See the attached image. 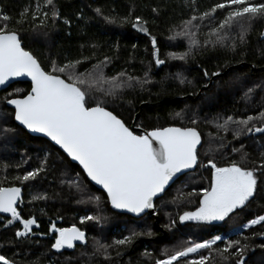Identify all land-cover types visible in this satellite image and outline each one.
I'll use <instances>...</instances> for the list:
<instances>
[{
	"label": "trees",
	"instance_id": "obj_1",
	"mask_svg": "<svg viewBox=\"0 0 264 264\" xmlns=\"http://www.w3.org/2000/svg\"><path fill=\"white\" fill-rule=\"evenodd\" d=\"M215 2L196 0V5L199 11H204ZM36 3L43 4V0H0V13L10 16L8 23L18 31L22 46L32 52L42 67L50 70L53 61L63 65L81 60L77 71L85 72L108 57L105 76L125 72L126 76L149 80L142 87H125L115 98L94 93L108 101L109 110L129 127L138 114L134 125L137 133L156 127H194L200 133L201 145L195 170L176 180L155 201L158 223L148 214L134 219L112 211L105 194L93 187L79 167L56 147L45 139L30 136L14 123V112L6 106V99L23 97L29 92L30 84L9 86L0 92V183L22 188L18 211L25 219L34 218L39 226L33 225L32 234L27 237L17 238L15 232L22 226L18 222L5 226L6 220L0 221V254L14 259L16 264H155L156 259L163 258L161 254L165 250L171 253L186 241H202L221 234L239 240L240 244L221 255L215 249L225 245L218 241L206 264H236L240 257L231 253L243 245H247L242 252L243 264H264V225L241 227L247 220L264 214L261 172L256 173L257 194L230 219L183 223L179 219L184 212L199 206V196L189 193H199L208 186L210 170L201 167V163L206 164L208 159L221 165L233 159L241 162L242 152H247L242 163L253 167L251 161L258 163L264 152V133H242L239 139H234L233 129L237 125L230 124L228 131L216 126L229 115L240 119L264 110V37L261 36L264 20L253 22L243 42L237 35L239 29H234L223 44L194 48L185 60H175L169 57L170 52L188 49L186 38L169 39L179 31L181 21L192 14L186 0H54L59 18L53 21L49 10V19L42 26L38 22L34 26L31 19ZM97 8L102 15L97 14ZM25 9L29 11L23 18ZM136 17L141 18L147 32L133 27ZM207 32L208 28L202 27L197 38L203 42ZM153 36L159 58L165 61L159 66L152 56ZM233 40L235 49L231 47ZM61 75L66 78L65 74ZM178 76L184 78L183 84ZM250 88L252 92L248 93ZM193 119L195 124L191 123ZM3 129L12 131L5 133ZM241 144L244 145L241 152L232 151L233 146L239 148ZM42 163L44 170L35 179L24 182L14 179ZM77 174L82 191L68 183L76 180ZM89 195L101 197L99 207L88 200ZM34 196L46 198L33 199ZM85 215H100L101 220L81 223L80 218ZM52 224L58 228L75 225L86 232L85 243L56 251L52 248L57 235L50 231ZM133 231L138 235L130 243H113ZM97 242L110 245L109 259L104 258L103 250L97 252Z\"/></svg>",
	"mask_w": 264,
	"mask_h": 264
},
{
	"label": "snow or ice",
	"instance_id": "obj_2",
	"mask_svg": "<svg viewBox=\"0 0 264 264\" xmlns=\"http://www.w3.org/2000/svg\"><path fill=\"white\" fill-rule=\"evenodd\" d=\"M186 2L190 5L192 14L181 21L178 26L179 31L169 39L186 38L188 49L184 52H170L169 57L175 60H185L194 48L223 44L234 29H239L237 35L243 42L253 22L264 20V0H216L204 11H199L196 0H186ZM49 10L53 21L59 18L54 0H43V4H35L31 13L34 26L37 22L42 26L49 19ZM28 11L25 9L21 14L23 18L27 17ZM95 11L98 15H102L101 9L97 8ZM41 15L43 19L39 18ZM10 19L9 15L0 13V21H2L0 23V85H5L14 77H28L31 80V90L27 95L6 99L8 105L14 106L15 121L31 132L42 133L54 142V145H58L72 161L78 162L87 178L102 187L114 209L139 215L146 209L154 208V197L163 193L170 181L174 183V177L179 178L178 173L197 165V146L201 143L198 130L194 127L170 126L137 133L127 126L122 118L109 110L107 100L94 93L99 92L105 97L115 98L125 87L132 88L136 85L142 87L149 83L147 78L141 80L138 77L126 76L125 72L111 77L105 76L104 68L109 63L108 57L92 65L91 70L85 72L77 71V65L83 62L81 60L69 61L63 65L53 61L50 70H46L32 52L22 46L18 31L8 23ZM105 19L108 20L109 17L105 16ZM133 27L147 32L142 26L140 17L135 18ZM202 27L208 28L203 42L197 38ZM261 36L264 37V33H261ZM151 43L155 64L157 66L164 64L165 61L159 58L154 36L151 37ZM231 47L233 49L236 47L234 40ZM61 74H65L66 78ZM204 74L207 76V71ZM147 75L146 72L145 77ZM122 77L126 78L121 79ZM178 78L180 83L185 82L182 76ZM251 92L250 88L248 93ZM191 123L195 124L196 120L193 119ZM230 124L237 125L233 129L234 139H239L242 133H264V110L256 116L248 115L240 119L229 115L223 119V123H218L216 126L218 129L228 131ZM2 131L6 133L12 129ZM243 149V144L239 148L232 147L233 152H241ZM247 156V152H242L241 162L233 159L223 165L213 159H208L206 164L201 163V167L210 170L208 186L199 193H189L199 196V206L194 211H186L180 215V221L182 223L223 222L235 215L238 209L245 208L258 191L256 173L259 171L264 174V152H261L258 163L251 161L253 167L244 166L242 163L246 161ZM43 170L42 163L40 167L14 179L21 182L32 180ZM68 183L75 185L78 191L83 190L79 174L76 180ZM21 191L20 187L4 186L0 183V213L10 215L5 226L14 222L22 226L15 232L17 238L27 237L32 234L33 225L39 226L34 218L25 219L17 210V204L21 202ZM180 195L183 196L182 193ZM40 198L46 197H33V199ZM88 200L95 202L99 207L101 197L89 195ZM100 220V215H85L80 218L81 223L85 221L99 223ZM255 225H264V214L247 220L241 227L246 229ZM50 231L57 234L52 244V248L56 251H60L65 246L73 248L75 241H86V233L75 225L58 228L52 224ZM136 235L138 233L133 231L129 236L116 239L113 243L125 245ZM218 241L225 245L222 249L219 247L215 249L221 255L240 244L239 240H232L221 234L202 241L189 240L171 253L165 250L161 254L163 258L156 259L155 264H206L212 258L211 251ZM97 244V252L103 250L104 258L109 259L107 249L110 245L99 242ZM245 247L247 245L231 253L240 257L236 260V264H243L242 252ZM223 258L228 257L223 256ZM0 264H16V261L0 254Z\"/></svg>",
	"mask_w": 264,
	"mask_h": 264
},
{
	"label": "water",
	"instance_id": "obj_3",
	"mask_svg": "<svg viewBox=\"0 0 264 264\" xmlns=\"http://www.w3.org/2000/svg\"><path fill=\"white\" fill-rule=\"evenodd\" d=\"M17 82H26V83H29V84H30V90H31V80H30V78H28V77H14V78H11L9 81H7V82L5 83V85H0V92L3 91V90H5V89H7L10 85H12V84H14V83H17ZM210 84H211V81L208 83L207 86H209ZM207 86L204 87L203 89L207 88ZM30 90H29V91H30ZM198 94H200V91H199ZM26 95H27V94H26ZM197 97H198V95L196 96V98H197ZM6 106H7L9 109L13 110V112H14V106H12V105H8L7 103H6ZM137 117H138V114L135 116V119H134V121L132 122V124H131V126H130V128H132L134 131H137V129H136L135 126H134V125H135V121L137 120ZM13 118H14V117H13ZM14 123H15L18 127H20L21 129H23L26 133H28L30 136L45 139V140H47L51 145H53L54 147H56L60 152H62V153H63V154L69 159V161H70L72 164H74V165H76V166L79 167V169L82 171V173L84 174V176L86 177V179L89 181V183H90L93 187H95V188L98 189L99 191L103 192V193L105 194V196H106V193L103 191V189H102L101 186H99V185H95L94 182H92L89 178H87L86 174L83 172V169H82V167L78 164V162L72 161L71 158L68 157L67 154L64 153L63 150L60 149L58 145H54V142H52L48 137L44 136L42 133H34V132H31L30 130L26 129L23 125H20L19 122L15 121V119H14ZM200 145H201V143L197 146V149L200 147ZM195 167H196V166H194V168H192V169L183 170V172H182V173H178L177 176H178L179 178H181L182 176H184V175H186V174H188V173L194 171V170H195ZM179 178H178V179H179ZM178 179L174 177V180H175V181L178 180ZM172 184H173V182L170 181V182H169V185L166 186L165 191H164L163 193L159 194L157 197H154V203H155V201H156L157 199H160V198L164 195V193L167 191V189H168ZM16 187H18V186H16ZM20 188H21V187H20ZM21 190H22V188H21ZM106 197H107V196H106ZM22 199H23V190L21 191V201H22ZM108 203H109L110 209H111L112 211H114V212H118V213H120V214L128 215V216H130V217H132V218H134V219H138V218L142 217L143 215L148 214L149 216H153V217L155 218V220H156V223H158V215L155 213V206H154V208H152V209H146L143 213H140L139 215H137V214H133V213H128L126 210L114 209V208L111 206V204H110L109 201H108ZM18 206H19V203L17 204V210H18ZM0 218H10V215H9V214H5V213H0ZM82 231H83V230H82ZM84 232H85V231H84ZM85 233H86V232H85ZM86 238H87V234H86ZM83 243H85V241H84V242L75 241V242H74V247L77 246V245H81V244H83ZM74 247H73V248H74ZM64 248H66V249H72V248H67L66 246H65Z\"/></svg>",
	"mask_w": 264,
	"mask_h": 264
},
{
	"label": "flooded vegetation",
	"instance_id": "obj_4",
	"mask_svg": "<svg viewBox=\"0 0 264 264\" xmlns=\"http://www.w3.org/2000/svg\"><path fill=\"white\" fill-rule=\"evenodd\" d=\"M8 219H10V218H0V221H5V220L7 221Z\"/></svg>",
	"mask_w": 264,
	"mask_h": 264
},
{
	"label": "bare ground",
	"instance_id": "obj_5",
	"mask_svg": "<svg viewBox=\"0 0 264 264\" xmlns=\"http://www.w3.org/2000/svg\"><path fill=\"white\" fill-rule=\"evenodd\" d=\"M17 83H22V82H17ZM26 83V82H25ZM15 84V83H14ZM13 85V84H12ZM11 86V85H10ZM4 91V90H3ZM13 116H14V113H13Z\"/></svg>",
	"mask_w": 264,
	"mask_h": 264
}]
</instances>
